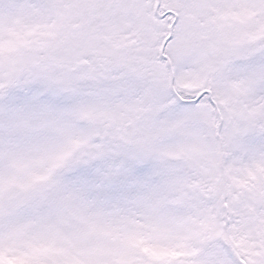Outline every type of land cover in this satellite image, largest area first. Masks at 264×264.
Returning <instances> with one entry per match:
<instances>
[{"label": "snow or ice", "instance_id": "obj_1", "mask_svg": "<svg viewBox=\"0 0 264 264\" xmlns=\"http://www.w3.org/2000/svg\"><path fill=\"white\" fill-rule=\"evenodd\" d=\"M0 264H264V0H0Z\"/></svg>", "mask_w": 264, "mask_h": 264}]
</instances>
